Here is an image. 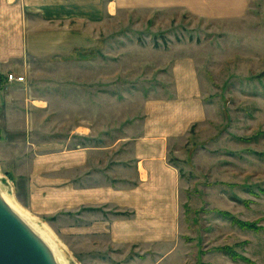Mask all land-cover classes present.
Returning a JSON list of instances; mask_svg holds the SVG:
<instances>
[{
    "label": "rangeland",
    "instance_id": "obj_1",
    "mask_svg": "<svg viewBox=\"0 0 264 264\" xmlns=\"http://www.w3.org/2000/svg\"><path fill=\"white\" fill-rule=\"evenodd\" d=\"M101 1L72 20L69 55L0 77V186L68 264H264V0L230 20ZM159 127L173 131V239H116L132 212L80 191L127 189L132 141Z\"/></svg>",
    "mask_w": 264,
    "mask_h": 264
},
{
    "label": "crops",
    "instance_id": "obj_2",
    "mask_svg": "<svg viewBox=\"0 0 264 264\" xmlns=\"http://www.w3.org/2000/svg\"><path fill=\"white\" fill-rule=\"evenodd\" d=\"M88 0H0V77L26 69L31 58L69 55L72 20L81 23ZM91 11L102 15L103 4ZM251 0H112L107 8L152 11L184 10L199 17L230 20L243 17ZM87 15V14H86ZM178 111V110H177ZM160 129V127H159ZM155 130L132 141V176L127 189L112 185L80 191V204L132 212L116 220L114 238L140 243H165L173 239L177 223L178 175L167 162L170 134ZM162 133V134H161ZM131 185V186H130Z\"/></svg>",
    "mask_w": 264,
    "mask_h": 264
},
{
    "label": "water",
    "instance_id": "obj_3",
    "mask_svg": "<svg viewBox=\"0 0 264 264\" xmlns=\"http://www.w3.org/2000/svg\"><path fill=\"white\" fill-rule=\"evenodd\" d=\"M2 193L0 186V264H62L59 251L8 205Z\"/></svg>",
    "mask_w": 264,
    "mask_h": 264
},
{
    "label": "bare ground",
    "instance_id": "obj_4",
    "mask_svg": "<svg viewBox=\"0 0 264 264\" xmlns=\"http://www.w3.org/2000/svg\"><path fill=\"white\" fill-rule=\"evenodd\" d=\"M4 199L10 205V207L26 222L28 225L34 229L37 233H39L42 238L52 247V249L56 252L59 251L58 246L59 242L56 240L55 236L52 234V231L48 228V226L42 222L41 220H37L29 211L24 209L21 205H19L15 199L14 195L11 193H2ZM39 229V230H38ZM58 249V250H57ZM58 258L62 261V264H68L64 259L61 252H58Z\"/></svg>",
    "mask_w": 264,
    "mask_h": 264
},
{
    "label": "built area",
    "instance_id": "obj_5",
    "mask_svg": "<svg viewBox=\"0 0 264 264\" xmlns=\"http://www.w3.org/2000/svg\"><path fill=\"white\" fill-rule=\"evenodd\" d=\"M9 80L21 83V82H23L25 80V78L23 76H15L14 74H10L9 75Z\"/></svg>",
    "mask_w": 264,
    "mask_h": 264
}]
</instances>
